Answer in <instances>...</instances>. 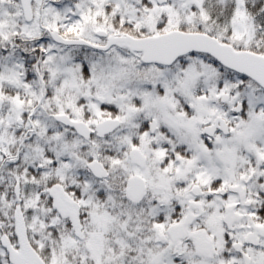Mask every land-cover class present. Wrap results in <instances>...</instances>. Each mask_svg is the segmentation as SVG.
I'll return each mask as SVG.
<instances>
[{"label": "snow or ice", "instance_id": "obj_1", "mask_svg": "<svg viewBox=\"0 0 264 264\" xmlns=\"http://www.w3.org/2000/svg\"><path fill=\"white\" fill-rule=\"evenodd\" d=\"M0 264H264V0H0Z\"/></svg>", "mask_w": 264, "mask_h": 264}]
</instances>
